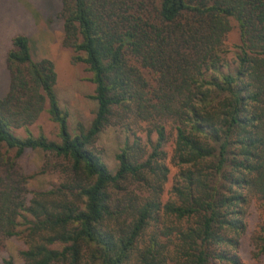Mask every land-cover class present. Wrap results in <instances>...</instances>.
<instances>
[{
	"label": "trees",
	"instance_id": "16d2710c",
	"mask_svg": "<svg viewBox=\"0 0 264 264\" xmlns=\"http://www.w3.org/2000/svg\"><path fill=\"white\" fill-rule=\"evenodd\" d=\"M60 16L63 44L92 72L98 110L89 127L79 122L72 132L54 62L35 60L27 35L13 37L10 86L0 97V248L21 236L23 264H129L150 220L162 215L163 237L153 235L142 264H244L246 205L257 197L264 209V0H63ZM231 18L241 36L233 65L224 57ZM45 110L60 141L30 130ZM121 114L128 130L134 120L152 123L157 140L148 155L128 140L113 173L92 145ZM169 119L180 170L165 200ZM29 149L72 161L82 206L63 191L27 201L30 176L19 160ZM129 180L148 185L150 197L130 203L134 218L115 229L113 194ZM253 243L264 255V223Z\"/></svg>",
	"mask_w": 264,
	"mask_h": 264
},
{
	"label": "rangeland",
	"instance_id": "374dc122",
	"mask_svg": "<svg viewBox=\"0 0 264 264\" xmlns=\"http://www.w3.org/2000/svg\"><path fill=\"white\" fill-rule=\"evenodd\" d=\"M63 0H0V97H4L10 86V73L7 68V53L12 47V39L18 34H25L30 38L33 58L41 60L51 59L57 72L56 92L61 106L69 111V126L72 132L76 130L79 122L89 127L96 116L98 102L92 95L95 94L96 84L91 81L92 72L85 62H75L74 49L63 44V19L60 16ZM231 30L225 38L227 53L225 60L233 65L236 62L237 45L241 43L238 23L231 18ZM149 78L152 74L145 73ZM155 83L154 81H152ZM129 121L121 115L112 118L111 124L107 125L97 136L92 149L98 153L109 169L115 173L119 166L117 154L129 140L133 143L137 139L146 154L152 152L153 144L157 140V132L152 123L144 120H134L131 130L124 125ZM168 141L164 147L166 152L165 162L170 172L164 187L163 199L170 196V190L177 179L180 166L173 159V147L176 130L174 122L167 120ZM34 135L43 132L50 140L60 141L59 127L49 113L45 110L39 118L30 125ZM152 130V131H150ZM19 136H26L25 129L16 131ZM23 171L30 176L28 183L27 201L32 204L35 193L50 192L52 196H59L60 191L65 192L69 200L82 206V199L78 196L75 188L81 177L72 171V161L68 158L58 157L42 150H27L19 160ZM68 187V188H65ZM126 189L115 191L113 206L117 210V219L111 221L115 229L128 226V222L134 218L135 209L129 208L130 203L135 206L142 204L150 197L148 185L134 180L122 184ZM246 230L241 238L240 256L244 264H264V255L255 254L253 235L264 223V209L261 201L253 197L246 205L244 217ZM164 228V217L159 221L150 220L149 225L141 235L129 264H142L141 254L151 244L153 235L162 239L159 230ZM34 236V240H38ZM32 240V239H31ZM27 243L21 236H13L5 240L0 248V264L4 258L12 256L15 264H23L20 252L27 248ZM88 253V252H85ZM84 258L81 264H86Z\"/></svg>",
	"mask_w": 264,
	"mask_h": 264
}]
</instances>
